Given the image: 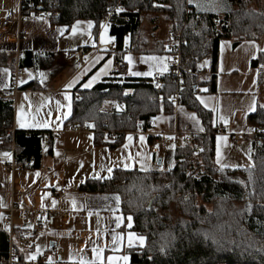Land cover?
<instances>
[{
    "label": "crops",
    "instance_id": "1",
    "mask_svg": "<svg viewBox=\"0 0 264 264\" xmlns=\"http://www.w3.org/2000/svg\"><path fill=\"white\" fill-rule=\"evenodd\" d=\"M19 2L0 0V53L12 54L14 58L13 69L0 65V90H9L13 84L17 86L14 100L10 102L14 130L45 132V135L41 139V155L36 166H32L33 161L30 159L21 163V169L7 172L4 166L11 159V147L9 150H0V212L11 205L18 209L13 215L12 244L20 251L24 262L47 253L58 264H109V256L117 258L114 264H130L127 251L142 248L145 240L141 246L136 239L139 235L130 230L129 217L123 216L120 211V199L117 204L115 194L83 193L79 191V186L89 179H107L115 169L149 171L171 168L174 165V148L184 144L185 135L195 137L202 134L201 121L192 111L177 105L171 115L159 114L152 118L146 129L138 128L126 133L121 145L115 149L95 146L91 130H69L68 121L77 92L90 91L105 80L123 84L128 80L154 79L166 74L171 61L167 51L171 24L160 16L147 17L143 22V30L147 33L148 43L136 45L137 51H133L125 42L127 37L130 38L128 35L124 38L122 49L110 54L105 45L109 42L116 45L115 38L110 34V23L100 22L95 32L91 21L81 20V24L75 22L68 29L25 15L18 23L3 30L1 22L11 14L17 16ZM219 4L224 7L221 9L222 15L230 11L227 0H192V3L187 0L190 10L212 14L216 18L219 10H216V6ZM165 23L169 25L167 36L164 40H157L155 34L158 25L161 28ZM73 26L76 27L75 32L72 31ZM102 34L104 42L101 41ZM157 42L164 43V51H148ZM125 48H128L127 52ZM75 50L81 51L82 55L68 60L67 53ZM262 51L264 37L241 41L234 47L230 40L219 41L214 91L208 92L207 86H202L195 93L196 99L199 97L204 101L201 103V99H197L198 103L211 112L212 127L217 130L221 126L227 132L222 135L215 133V162L218 137H223L220 139L222 144L229 142L233 148L244 145L243 152L249 149L252 159L254 147L249 135L253 128L246 119L255 113L261 100L259 94L262 87L258 85L259 71L251 62ZM27 53L36 57L32 65L24 62ZM128 56L132 58L131 64L125 59ZM119 61L125 64L120 74L115 70ZM210 63L208 58L200 64L206 72L201 78L205 83L210 80ZM165 67L166 70H163ZM130 70L150 72L151 75H132ZM93 77L97 78L93 80ZM90 81L91 86L84 87ZM68 84L72 87H66ZM253 105L254 111L250 110ZM85 126L90 129L89 125ZM172 133L176 135L172 136V141L165 148L156 141L159 136ZM234 134L243 136L242 143L236 147L231 141ZM141 137L144 139L141 140ZM113 140L114 135L105 139L107 143ZM228 158L219 162L218 167L233 168L235 159L230 158L228 161ZM158 160H161L160 164H157ZM59 189L66 193L61 199L53 195V191ZM28 210L45 214L64 213L67 221L62 230L42 222L39 231L32 236L31 245L23 247L19 240L30 229L26 216ZM1 224L0 218V230H3ZM129 233L135 234L132 247L128 246ZM123 256H128V260L120 259Z\"/></svg>",
    "mask_w": 264,
    "mask_h": 264
},
{
    "label": "trees",
    "instance_id": "2",
    "mask_svg": "<svg viewBox=\"0 0 264 264\" xmlns=\"http://www.w3.org/2000/svg\"><path fill=\"white\" fill-rule=\"evenodd\" d=\"M227 1L235 8L224 15L219 28L212 23L214 15L190 10L187 0L44 1L45 8L50 2L56 4L59 15L52 24L69 29L77 21H91L95 32L111 9L121 7L122 11L109 22L116 50L122 49L128 35L133 51H137L136 45L148 43L143 22L156 16L171 24L170 36L177 35L181 43L183 89L178 105L200 119L203 133L196 135L192 143L174 148V165L167 170L115 169L107 179H89L79 186L83 193L119 197L121 214L131 217L130 230L145 240L142 248L127 251L130 264H264V143L253 139L252 166L219 168L212 114L195 97L202 86H207L208 92L214 91L219 41L230 40L234 47L241 41L264 36L263 12L248 9L249 0ZM148 51L162 53L164 43L157 42ZM208 58L210 80L205 83L194 73ZM34 60L36 57L27 53L24 62L32 65ZM13 61L12 54L0 53L1 66L13 69ZM251 65L259 71V87L264 86V51ZM160 79L163 85L159 91L153 79H136L123 84L105 80L90 91L77 92L68 122L89 125L95 146L115 149L126 133L146 129L159 114L173 113L170 97L175 92L174 82L167 73ZM261 106L258 103L255 113L246 119L256 130L264 128ZM12 115V104L0 100V150H9L13 142L16 162L32 159V166H36L45 132L15 131L8 135ZM112 135L113 142L107 143L105 139ZM197 146L199 150H195ZM8 249V233L0 230V264H7ZM16 250V264H24Z\"/></svg>",
    "mask_w": 264,
    "mask_h": 264
},
{
    "label": "built area",
    "instance_id": "3",
    "mask_svg": "<svg viewBox=\"0 0 264 264\" xmlns=\"http://www.w3.org/2000/svg\"><path fill=\"white\" fill-rule=\"evenodd\" d=\"M19 1L20 2H19V9L17 16L15 17L13 14H11L1 22V28L3 30H6L9 26L14 24L15 22L18 23L20 19L25 15L33 16L43 22H52V20L57 18L59 15L57 9H55L56 4H52V2H50L48 8H45V4H44L45 0H19ZM121 11H122L121 7H115L111 9L108 12V14L100 20V22L102 24H108L110 20L112 18L117 17L119 12ZM212 23L214 25L218 24L216 19H212ZM180 45L181 43L178 36L172 35L171 42L167 46V51L171 59L167 75L168 77H172V80L175 85V92L170 97V102L174 106L178 105V95L180 90L183 89V72L180 68V63H179ZM105 49L110 54L116 53V48L113 42H109L108 44H106ZM124 51L127 52L128 48H125ZM81 55H82L81 51L75 50L67 53V59L71 60ZM124 69H125V64L121 61L117 62L115 66L116 73L120 74L124 71ZM194 74L201 79L205 76L206 72L204 68H201L199 66L198 70ZM153 83L157 91H159L163 85L160 77H155L153 79ZM157 85H160V87H157ZM16 93H17V86L16 84H13L12 88L9 90H0V100L12 103ZM195 93H198V90H196ZM117 106L119 108L122 107L121 103H118ZM5 125L6 123L2 122V126ZM68 129L72 131L91 130L85 125L77 126L72 124H69ZM14 132L15 130L11 123L10 128L6 130V133L9 135V134H13ZM216 133L222 135V134H226L227 132L224 127L220 126L217 129ZM173 135H176V133L159 136L156 141L160 144L161 147L165 148L172 141ZM249 137L264 143V128H261L259 130L253 129ZM193 140H194V136L191 135H185L183 137V141L185 143H192ZM231 141H232V145L236 147L242 143L243 136L239 134H234L231 136ZM1 142L2 139L0 138V144ZM195 150H199V147L197 146ZM10 154H11V159L10 161H7L5 163L4 166L5 171L12 172L14 170L21 169L23 165L17 163L15 160V149L13 142L11 145ZM65 194H66L65 190L63 189L53 191V195L59 199L63 198ZM17 210L18 209L14 205H11L7 209L0 212L2 229L8 233L10 239L7 264H16L18 261V254L16 247L13 246L12 244V236L14 232L13 215ZM26 216H27V222L30 225V229L27 233L23 234L19 240V244L23 247H29L31 245L32 236L39 231L42 222H45L46 225L49 227L62 230L67 221V215L64 213L59 214L55 212H50L49 214H45L42 211L28 210L26 212ZM24 264H58V263L57 261L52 260L49 254L45 253L30 262H24Z\"/></svg>",
    "mask_w": 264,
    "mask_h": 264
},
{
    "label": "rangeland",
    "instance_id": "4",
    "mask_svg": "<svg viewBox=\"0 0 264 264\" xmlns=\"http://www.w3.org/2000/svg\"><path fill=\"white\" fill-rule=\"evenodd\" d=\"M249 2H250V4L248 6V9L250 8V10H253L255 12H259V13L263 12L264 13V0H249ZM218 8H219V10L217 11L218 15H217L216 20H217V22H219V24H217L215 26L219 28L220 24H221V20L223 19L224 15L226 14L227 11L224 12L225 13L224 15H222L223 11H221V9H224V7L219 4V5L216 6V10ZM234 8L235 7L232 8V6H231L230 11L232 9H234ZM81 23H79V24H81ZM168 29H169V25L166 24V23L161 28H159V25H158V28H157L156 34H155L156 39L157 40H159V39L160 40H164L165 37L167 36ZM145 34H147V33L145 32ZM263 37L264 36H262L261 38H263ZM125 42L128 45H130L131 44L130 38L127 37ZM259 95H260V99H261L260 103L262 105H264V86H262V89H261ZM218 145H219V151H220L219 162H221L223 159H225V157L229 156V158L227 159L228 161H230V158L235 159L234 160L235 164H234L233 168L240 167V166L250 167V166L253 165L252 159L250 158L249 149L246 150V152H243L244 148H245L244 145H242L240 147H237V148H233L229 142H226L225 145H224V144L221 143V140L218 141ZM236 157L241 158V159L237 160ZM217 161H218V157L216 156V163L218 165L219 162H217ZM220 168L223 169V168H226V167L225 166H221ZM208 209H210V207H208Z\"/></svg>",
    "mask_w": 264,
    "mask_h": 264
},
{
    "label": "snow or ice",
    "instance_id": "5",
    "mask_svg": "<svg viewBox=\"0 0 264 264\" xmlns=\"http://www.w3.org/2000/svg\"><path fill=\"white\" fill-rule=\"evenodd\" d=\"M188 2L189 3H192V0H188ZM119 11V10H118ZM80 22L79 21H77V24H79ZM89 27H91V23L89 22ZM72 31L73 32H75L76 31V27L75 26H73V28H72ZM101 41L102 42H104V37H103V34L101 35ZM125 59H127L128 60V62H129V64H131L132 63V58L130 57V56H128V57H125ZM149 59H159V60H162L163 58H157V57H150ZM111 64V61H109V65ZM107 67V66H106ZM163 70H166V67L163 69ZM103 71V70H102ZM130 74H132V75H137V76H139V75H151V73L150 72H144V73H141V72H131V70H130ZM99 75V74H98ZM41 76H43V73H41ZM97 77H93V80H95ZM91 83H92V81H90L88 84H85L84 85V87H90L91 86ZM66 87H72V85L71 84H68V85H66ZM157 87H160V85H157ZM65 99H68V97L67 96H65ZM197 99H201V98H199V97H197ZM201 103H204V101L201 99ZM205 106H207V105H205ZM69 107H70V105H69ZM261 107H264V105H262ZM250 110H252V111H254L255 110V105H253V107L250 109ZM65 115H67V113H65ZM193 118H194V115H193ZM221 119H223V117H221ZM225 123H227V121H225ZM21 126H23V125H21ZM44 126H47V125H44ZM201 131H203V129L201 128L200 129ZM131 139V137H129V140ZM144 138L143 137H141V140H143ZM218 140H220V139H223V137H218L217 138ZM5 155H8V154H5ZM219 156H220V151H219V147L217 148V157H218V161L217 162H219ZM109 171H111V169H109ZM115 199H116V202H117V204H119V197L117 196V197H115ZM73 203H75L74 201H73ZM119 219V218H118ZM128 220H129V227H131V217H129L128 218ZM119 226V225H118ZM134 235L135 234H133V233H129V236H128V246L129 247H132L133 246V237H134ZM136 239L139 241V243H140V245L142 246L143 245V242H144V237L143 236H139V237H136ZM113 240L115 241L116 240V237L114 236L113 237ZM98 259L100 258L99 257V255H98V257H97ZM33 259H34V257H33ZM108 262H109V264H114V261L117 259L116 257H113V256H109L108 258ZM120 259H123L124 261H127L128 260V256H123V257H121ZM82 264H87V262H82ZM101 264H102V262H101Z\"/></svg>",
    "mask_w": 264,
    "mask_h": 264
},
{
    "label": "water",
    "instance_id": "6",
    "mask_svg": "<svg viewBox=\"0 0 264 264\" xmlns=\"http://www.w3.org/2000/svg\"><path fill=\"white\" fill-rule=\"evenodd\" d=\"M161 160H158L157 161V164H160L161 162H160ZM51 246H53V243H51Z\"/></svg>",
    "mask_w": 264,
    "mask_h": 264
}]
</instances>
